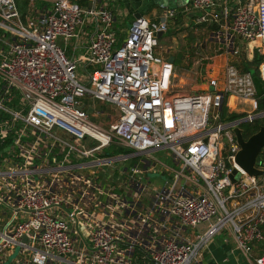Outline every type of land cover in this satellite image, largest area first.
Segmentation results:
<instances>
[{"label": "built area", "instance_id": "1", "mask_svg": "<svg viewBox=\"0 0 264 264\" xmlns=\"http://www.w3.org/2000/svg\"><path fill=\"white\" fill-rule=\"evenodd\" d=\"M42 1L23 22L15 0H0V205L26 216L0 230V257L19 248L28 264H198L230 228L246 260L264 264L251 251L264 240V148L263 174L235 163L233 129L264 118L251 73L229 64L223 89L210 79L209 91L176 93L155 49L177 9L160 6L157 20L140 15L119 35L103 0ZM180 2L196 24L217 22L215 0ZM211 38L233 56L238 39L264 55V0H236L228 31ZM257 74L264 92V60ZM227 96L249 112L227 120ZM96 102L115 114L103 126ZM158 151L177 168L155 189L143 173Z\"/></svg>", "mask_w": 264, "mask_h": 264}, {"label": "crops", "instance_id": "2", "mask_svg": "<svg viewBox=\"0 0 264 264\" xmlns=\"http://www.w3.org/2000/svg\"><path fill=\"white\" fill-rule=\"evenodd\" d=\"M28 1V8L26 11V14L23 16H20L22 21H25V17L29 14L31 15V10L34 9V11L40 10L42 7L47 6L48 3L42 0H33L32 3ZM104 3H107L112 9L118 11L120 7L121 9L125 10V13L123 17H125V22L123 23L121 27L120 21L118 20V16H122L121 11H118L116 13V22H115V29L119 35L125 34L128 26L127 22L130 23L135 19V14L144 15L147 17L150 21H155L158 19L160 14L163 12L162 7H160L154 0H103ZM114 3H111V2ZM174 1L175 9L180 10L179 7L182 5L180 0H172ZM240 2H243L244 0H239ZM236 5V0H215V7L213 10V13L216 15L217 22H211L208 24H196L195 18L197 16L196 13H180L181 17L183 18L184 22L186 24L195 25V26H205L208 28V58H204L202 61H208V63L205 65L208 70L205 72V76H203V83L199 84V88L194 90L193 86L191 87L190 92L183 91V90H173L176 93H185V94H195V93H201L205 91L211 90L209 87V80L214 79L217 82V88L219 90L223 89L224 86V79H225V68L227 65L232 64L236 66L239 70H242L244 65L246 63L252 62L254 56L257 54L264 60V55L259 53L257 49V42H245L242 40H236V45L239 47V55L233 56L229 52L225 50V48L220 44L212 40L211 35L215 32H220L221 36L224 37L226 32L228 31V26L231 23V17H232V10L233 7ZM129 18V20H126ZM181 18H178L174 20L170 24L174 23L176 24V21L180 20ZM170 31V29H169ZM168 31V32H169ZM168 32L166 34H168ZM165 34H163L160 38L161 39ZM67 54L71 55L70 50H67ZM186 56L183 55V58L185 59ZM168 61L171 59V64L174 69L173 64V57L165 58ZM262 60V61H263ZM261 61V62H262ZM258 68V67H257ZM181 71H188L189 69L183 64V67L179 68ZM175 75V73H174ZM176 76V75H175ZM174 76V77H175ZM205 77V78H204ZM205 81V82H204ZM262 85V84H261ZM173 89V88H172ZM99 102L94 103V107L96 108V104ZM101 104V103H100ZM243 105V106H242ZM225 111H227L228 114H241L245 115V113L249 112V106L248 103L243 102L242 100L233 97V96H227L224 103ZM159 152V151H158ZM169 156L171 158V155L169 153ZM157 162V158L153 156ZM172 161V158H171ZM160 163V162H159ZM173 163V161H172ZM174 164V163H173ZM154 167L155 172H160L162 174H165L167 178L169 177L168 169H175L177 168V165L175 167H169L166 165H160L155 164ZM157 168V169H156ZM163 182V181H162ZM162 182H151L153 188H158L161 186ZM25 216V215H24ZM24 216L22 214H19V217L16 216L15 218L11 216V212L5 207L0 205V230L4 229L5 225L8 223H14L18 222L19 219H23ZM26 217V216H25ZM262 234L264 236V226L261 229ZM218 237H221L218 238ZM216 238L219 240L216 242ZM19 250V248H18ZM16 248L7 252L3 256L0 257V264H28L27 255L21 254L18 251V254L15 259H12L11 262H9L11 256L15 253ZM251 251L254 255L259 256L264 254V240L262 242H254L251 244ZM198 264H251L246 260L244 255L241 253L240 250L237 249L233 234L230 230V228L223 229L222 231L216 233L207 243L202 256L199 260Z\"/></svg>", "mask_w": 264, "mask_h": 264}, {"label": "rangeland", "instance_id": "3", "mask_svg": "<svg viewBox=\"0 0 264 264\" xmlns=\"http://www.w3.org/2000/svg\"><path fill=\"white\" fill-rule=\"evenodd\" d=\"M118 8V11H121L122 14V16H118V20L120 21V26L124 27L122 25L125 22V17H123L125 10L121 9L120 7ZM113 11L116 13L118 12L116 10ZM126 20H129V18ZM174 23L171 25L172 27L170 28L168 34H165L161 39L158 40V45L155 49V52L161 55L163 58L173 57L174 59L173 64L175 70H173L172 77L173 90H183L190 92L192 86L194 90L199 88V84L203 83V76L206 77L205 72L208 70V68L205 66L208 61H202L204 58H208V28L205 26L188 25L186 22H184L182 17L180 20L176 21V24ZM130 25L131 23L129 20V22H127V26L130 27ZM183 55L186 56L185 59L183 58ZM183 64L185 68L187 67L189 69L188 71H181L179 69L183 67ZM252 73H254V70H252ZM95 109L96 111L102 112V115L96 120L97 124L102 126L104 122L109 120V115H115L113 109H111V107L107 104L97 103ZM225 114L228 116L230 115L227 113V111ZM248 126H251V124H241V128L245 130V134L246 129L249 128ZM152 156H155L162 165L175 167L171 161L168 151H159L153 153ZM223 158L226 162L225 156H223ZM96 171L98 172L97 176L100 177L101 169H96ZM143 179L147 182H162L167 179V176L160 172L149 171L143 173ZM208 225L209 223L201 224L196 230H194V235H201L208 228ZM218 238L221 239V237ZM216 240V242L219 241L217 238ZM18 251V248H16V251L11 256L9 262L16 258Z\"/></svg>", "mask_w": 264, "mask_h": 264}, {"label": "water", "instance_id": "4", "mask_svg": "<svg viewBox=\"0 0 264 264\" xmlns=\"http://www.w3.org/2000/svg\"><path fill=\"white\" fill-rule=\"evenodd\" d=\"M156 4L163 7H168L171 9L175 8L174 1L172 0H154ZM242 1V0H241ZM134 17L137 19L140 17V14H135ZM162 36L161 33H157L156 37L160 38ZM172 61L171 59L169 62ZM84 106H81L80 109H83ZM261 108L264 111V97L261 99ZM86 112L91 115L93 113V109L91 107L87 108ZM91 122H94V117H89ZM233 133L235 135L236 141L240 147V150L237 152L235 156V163L248 175V176H258L263 174V171L258 170L256 166L260 162V154L262 149L264 148V118L263 124L259 127L258 131L251 136H249L246 140L243 137V130L241 127H235L233 129ZM236 175V171L234 170L230 175V179L234 182V176ZM25 241V238H24Z\"/></svg>", "mask_w": 264, "mask_h": 264}, {"label": "trees", "instance_id": "5", "mask_svg": "<svg viewBox=\"0 0 264 264\" xmlns=\"http://www.w3.org/2000/svg\"><path fill=\"white\" fill-rule=\"evenodd\" d=\"M15 3H16L18 10L21 13V15L23 16L24 14H26V11L28 8V1L27 0H15ZM180 13H182L180 10H178L176 12V16H175L174 20L181 18ZM262 60L263 59L256 54L254 56L252 62L246 63L241 70L243 72H250L251 73V75L253 77L254 85H255L256 90H257L258 97H261L264 94L263 88L261 85V81L258 78V74H257V67L261 63ZM252 70H254V73H252ZM259 109H261V106H259ZM222 110H223V112H225V107H223ZM242 117H243V115H241V114H238V115L237 114H230L227 117V120L231 121V120H236V119H239ZM262 124H263V120H257L254 123H252L251 126H248L249 128L246 129V134H245V130H243V137L247 139L249 136L256 133ZM126 152H128V151L126 149H123V148H117V149L111 148L107 151V154L118 155L120 153H126Z\"/></svg>", "mask_w": 264, "mask_h": 264}, {"label": "flooded vegetation", "instance_id": "6", "mask_svg": "<svg viewBox=\"0 0 264 264\" xmlns=\"http://www.w3.org/2000/svg\"><path fill=\"white\" fill-rule=\"evenodd\" d=\"M242 129V128H241ZM243 130V129H242ZM246 140V138H244Z\"/></svg>", "mask_w": 264, "mask_h": 264}]
</instances>
